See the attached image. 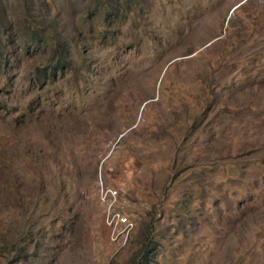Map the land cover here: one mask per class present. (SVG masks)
<instances>
[{"label": "rangeland", "instance_id": "1", "mask_svg": "<svg viewBox=\"0 0 264 264\" xmlns=\"http://www.w3.org/2000/svg\"><path fill=\"white\" fill-rule=\"evenodd\" d=\"M95 1L0 0V264H264V0Z\"/></svg>", "mask_w": 264, "mask_h": 264}, {"label": "built area", "instance_id": "2", "mask_svg": "<svg viewBox=\"0 0 264 264\" xmlns=\"http://www.w3.org/2000/svg\"><path fill=\"white\" fill-rule=\"evenodd\" d=\"M100 200L106 205V224L111 228L112 241L117 243L126 242L134 223L125 212L114 208L118 202L119 189L115 187L101 186L99 191Z\"/></svg>", "mask_w": 264, "mask_h": 264}, {"label": "trees", "instance_id": "3", "mask_svg": "<svg viewBox=\"0 0 264 264\" xmlns=\"http://www.w3.org/2000/svg\"><path fill=\"white\" fill-rule=\"evenodd\" d=\"M109 3H110V0L108 1V3H104V1H100V0L95 1L96 7L98 5L99 7L101 6L102 8H107V9H109L108 11L111 10L112 11L111 14H113L114 11L118 10L119 6H116V4L117 3L119 4V2H118V0H111L110 5H109ZM35 38L36 37H31V39H35ZM57 52H58V50H57ZM0 55H1L0 56V59H1V57L3 56L1 51H0ZM66 55H67V53H66L65 49H63L61 54L59 53L58 55H53L51 57V61L56 62L54 69L57 68L60 70V69H63V67L67 66ZM143 262L146 263L147 261L143 259ZM134 263L135 264H142L141 261H138V260Z\"/></svg>", "mask_w": 264, "mask_h": 264}, {"label": "flooded vegetation", "instance_id": "4", "mask_svg": "<svg viewBox=\"0 0 264 264\" xmlns=\"http://www.w3.org/2000/svg\"><path fill=\"white\" fill-rule=\"evenodd\" d=\"M65 67H67V66H65ZM58 70H59V69H58ZM60 70H62V69H60ZM45 85H47V83H46ZM42 98H43L42 96H39V100H38L36 103H34V104L32 105L30 111H28L27 114H29V115H32V114H33V115L39 117L40 112L46 110V109H42V108L40 107V102H41V99H42ZM47 100H48V99H47ZM36 106H37V109L35 110V107H36Z\"/></svg>", "mask_w": 264, "mask_h": 264}]
</instances>
